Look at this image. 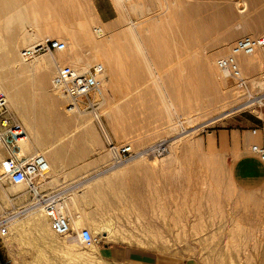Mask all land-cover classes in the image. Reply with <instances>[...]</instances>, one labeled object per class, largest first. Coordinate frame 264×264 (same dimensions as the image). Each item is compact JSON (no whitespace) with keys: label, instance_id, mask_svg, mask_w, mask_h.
Segmentation results:
<instances>
[{"label":"rangeland","instance_id":"obj_1","mask_svg":"<svg viewBox=\"0 0 264 264\" xmlns=\"http://www.w3.org/2000/svg\"><path fill=\"white\" fill-rule=\"evenodd\" d=\"M20 1V4H24L23 7L30 6L29 14L32 15V10L36 9V15L39 14L37 23L27 24L26 31L33 35L57 30V35L50 39L66 44L65 58L92 59L87 70L95 64L104 65L105 71L107 67L101 58H96L92 42L86 33L95 35L96 29L100 27L104 31V41L109 43L117 39L124 48L127 45L123 39L127 18L136 22L139 15L131 13L128 3L118 4L115 0ZM213 1L223 5L226 0ZM246 1L249 10L243 14V21L239 22L237 16L229 26L230 32L236 37L222 49L217 47V42L223 41L218 34H211L200 42L195 38H183L175 34L174 30L172 34L163 35L153 31L154 27L169 30L170 25L174 29L180 21L177 13L182 10L183 5L181 0H150L149 14L152 15L143 25L146 28L139 37V45L147 56L148 64L144 58V66L139 74L123 71L112 77L114 82H111L109 74L103 77L100 113L114 140L119 145L129 144L132 147L134 157L122 166L130 165L138 154H149L154 147H168L173 142L181 141L162 156L151 154L147 160H142L134 167L128 166L130 169L122 174H111L113 168L122 166H112L111 155L89 113H82L81 116L76 113L85 123L82 127L68 125L67 130L56 134V127L48 124L52 122L49 120L51 115L48 107L43 105L48 109L45 110L40 106V101L36 102L38 93L35 92L36 89L31 91L33 89L30 88V97L32 93L35 94L34 101L32 100L35 106H31V115L37 121L35 126L40 140L45 142L48 149L58 151L59 163L72 169L70 174L83 175L81 187L107 177L88 189H83L81 197L69 209L73 233L68 238H58V241L72 243L68 250L74 252L75 256L70 257L45 248L40 244L38 236L33 234L17 238L19 240L2 239L1 260L4 263L84 264L76 255L90 252L91 246L81 244L78 233L82 229H88L94 234L93 228L107 220L113 222V231L119 238L116 237V241L94 234L100 241L99 246L94 247L102 257L100 249L105 246H128L155 252L162 258L178 261L179 264H264V201L262 203L256 193L241 192L236 188L229 167H226L224 159L214 149L216 144L212 145L209 141L210 135L215 131L234 127L243 120L250 121L252 116H261L264 112L263 51H256L254 69H245L239 63L242 73L248 78V86L244 89L232 87V82L224 79L217 68V60L227 54L228 49L238 40L251 36L264 37V20L256 17L258 10L253 8L254 4L263 5L264 1ZM48 2L49 5L54 4L51 9ZM83 2H87L93 11L94 18L90 19L88 27L84 26L83 17L79 15L78 7ZM33 4H37L39 9H31ZM27 6L26 8L29 7ZM100 10L112 20L103 22ZM59 12L62 13L61 17ZM166 18L168 23L164 24L163 20ZM246 26L255 28L245 32ZM44 36L42 41L49 38L47 34ZM156 39H161V46L163 44L162 50L160 49L162 52L159 51L162 60L154 58ZM26 48L21 46L20 51ZM45 55L49 56L42 54L25 64H34ZM59 55L55 53L54 56L58 58ZM209 55L217 71L199 67L203 57ZM53 70L55 74V68ZM54 74L47 81L46 94L58 103L63 98L51 88ZM134 81H138L137 85ZM179 98L181 102L187 99L196 102L192 103V108L181 110ZM261 100L262 104L258 103ZM59 104L65 105L64 100L63 103L59 101ZM226 110L229 116L224 117L227 113L218 116ZM64 112L65 106L64 109L62 107V113ZM15 116L18 118L16 113ZM40 121H43V129ZM45 124H48L49 131L44 128ZM50 127L54 131H50ZM8 188L15 189L11 185L4 187ZM47 189L48 187L45 190ZM1 195L4 194L0 188V197ZM8 196L14 199V206L7 208L0 198V210L5 216L24 217L36 210L30 207L28 192L26 197L18 199L14 195ZM75 221L78 224L74 225ZM33 241L37 243L32 244ZM107 261L111 264H130Z\"/></svg>","mask_w":264,"mask_h":264},{"label":"bare ground","instance_id":"obj_2","mask_svg":"<svg viewBox=\"0 0 264 264\" xmlns=\"http://www.w3.org/2000/svg\"><path fill=\"white\" fill-rule=\"evenodd\" d=\"M115 1L118 4L128 3V8L131 11V13H136L137 15L139 14L137 16V19L135 18L136 22L135 21L132 22V20H128L127 18V21H126L127 29H126V33L123 38L125 39L127 43L126 47L122 48L119 45V42L117 41V39H113L109 43H107L106 40L104 41L103 39L104 31L100 27L96 29L95 35L86 33V36L92 42L93 52L96 58H101V61L107 67V71L104 72L103 77H105L106 74L111 75V82H114L113 78L115 77V75L123 71L124 72L128 71L131 74H136V73L139 74V72L142 71L143 66H144L143 65L144 58L148 64L147 56L145 55L144 51L141 50L140 48L139 37H140V34H143L146 28V27L144 28L143 25L147 21L150 20V16L152 15V14L151 15L149 14V10L151 9L150 0H144V1L143 0H115ZM255 1H261V3H263L262 1L264 0H253V2ZM20 2H21L20 0H0V89H2L7 95L10 109L12 110V112L16 113L17 117L19 118V121H21L20 123L27 131L28 139L26 142L22 143L23 153L29 154L33 151L41 153L47 158L49 162L48 173L46 174L44 178L38 181L39 182L38 185L41 189V192H43L45 191L47 187L50 186L49 178L51 177L53 169L56 167V165L60 161V156L57 150L52 151V149H48L45 142L40 140L38 128L35 126L37 121H35L34 117H32L31 115L32 113L31 106L34 103L32 102V100L34 101L33 96L35 94L32 93V96L30 97V88L33 89L31 91H34V89H36L35 92L37 91L38 93V96L36 97V99L38 100L36 102L40 101V106L42 105L41 107H43V105H46V107H48L49 109L48 112H49V115H51L49 117L50 118L49 120L52 122L51 123L49 122L48 124L52 125V127L53 126L56 127V128L53 127L55 128V131L50 127V131L52 129L56 134H59L60 132H63L68 127V125L70 126V125L76 124L79 127L80 126L82 127V124H85V123L82 122L79 116H76V113L69 112V110L66 108L67 101L65 100V98H63L62 94H59V96L60 98H63L64 100L65 105L62 104L63 106L59 104V101L63 103V100L61 101L57 97V101L59 100L57 103L56 100L47 96L46 94L47 93L46 92L47 81L48 80L50 81L51 75L54 74L53 69L55 68L56 63H59L61 65H68L81 72H85L87 71V68L90 67L92 63V59H84L82 57H76L73 59L65 58L64 56L66 55V51H63L61 53H58L60 54L58 58L55 56L45 55L44 57L42 56V58H40L34 64H27V63L25 64V61L21 57L22 51H20V47L23 46L25 48L26 47L28 48V47H32V46H35L41 43L42 41L41 39L45 34L48 35L49 39L50 37H55L57 35V30L54 29V30H48L46 32H38L37 34H33V35L27 32L25 29V26L31 23L36 24L37 23L36 20L39 14L37 13L36 15L35 13L37 12V9L32 10L33 12L32 15L29 14L30 6L28 5L29 6L28 7L26 5L28 8H26V6L23 7L24 4L21 3L22 4L21 6ZM23 3H25L24 0H23ZM181 4L183 5V8L179 13H177L178 17L180 18V21L178 22V24L175 26L174 29L170 25L169 30L162 28V27H158V28L154 27L153 31L156 30L157 31L156 33L163 35L165 33L172 34L171 32H173L174 30L175 34L177 33L183 38H187V39L195 38V40L197 39L200 42L208 38L211 34H218L220 37H222L223 41L219 43L217 42V47L222 48V49L227 46V43H229L236 37L234 34H232V32H230V27H229L230 24L237 18V16H239L238 17L239 22H242L243 14L249 10V5L247 4L246 0H226L224 1L223 5L213 0H190V1L181 0ZM36 5L31 7V9H35V8L39 9V6H36ZM48 5H49V2H48ZM51 5H54V4H50L48 6L49 9H51L50 8L52 7ZM78 8H79V15L83 17L84 26L88 27L89 24L91 23L90 19L94 18V16L92 15L93 11L90 8V5H88L87 2H83V3H80ZM253 8L258 10L256 11V15H257L256 17H258V19L260 20H264V3L263 5H259V3L257 5L256 3V5L254 4ZM52 9L55 11V7H53ZM166 9L167 11H170V9L168 8ZM59 14L57 16H59ZM61 14H60V17H61ZM174 17L172 19H174ZM166 21H168L167 18L163 20V23L167 24L168 22L166 23ZM245 28L247 30L245 32H250L255 27L253 28L250 26H246ZM156 40L159 41L161 39L159 40L156 39ZM157 41L154 46L155 47L154 58L156 60H162L161 59L162 57L160 55L161 53L159 51L162 50L161 48L163 44L161 46L160 41H159L160 44L159 43L157 44ZM209 44L210 43L208 42V45ZM213 45L214 44H212V46ZM255 53L252 55H247V56L244 55V56L239 57L240 59L239 63L242 65L243 68L245 69L255 68V57H254ZM162 56H164V54H162ZM93 60H95V58ZM199 67L203 70L209 68V69H212L213 71H217L214 65L211 63L210 55L203 57L202 62L200 63ZM137 82L134 81L135 85H137L136 84ZM180 99L181 98H179V101L181 102ZM262 101L263 100L258 101V103L262 104ZM180 102H179V105L180 107L182 106L181 110L183 109L188 110L192 108V105H193L192 103L195 104L196 101L194 100L191 101L190 99H187L185 102L184 101H182L181 103ZM183 102L185 104H183ZM33 105L35 106V104ZM64 106H65V112H67V114L68 113L71 114L72 117H69L71 115H66L65 112L62 113V107L64 109ZM36 107L39 108V105L38 106L36 105ZM46 107H43V108L45 110H48L46 109ZM40 110L41 109H39L38 113H40ZM42 112H43V109H42ZM48 112L46 113V115L48 114ZM227 112H228L227 110L222 111L218 116L222 114L224 115ZM77 114H79L80 116L82 115V113H77ZM226 116H229V114L227 113V115H224V117ZM44 118L45 116L43 117V119ZM46 119L44 120V122L46 121ZM42 122H41V126L43 124ZM48 124L47 125L45 124L44 128H46V130L48 129L47 127ZM43 126H42V129H43ZM196 133H193V134H196ZM91 136H94V135H91ZM180 141L181 140H178L176 142L169 144V146L166 147V149L167 150L169 148L172 149L174 147V144L175 143L177 144ZM158 147L164 148L163 145H159L152 149H156ZM149 156H150L149 154H142V155L138 154L136 155V159L130 165L134 167L135 165L139 164L142 160H147ZM166 158L168 159V156H166ZM0 159H1V156H0ZM130 165L128 164V165H125L119 168H113V172L112 173L109 172V173H111L112 175L116 173L117 175L120 173L122 174L125 170L130 169V167L128 168V166ZM106 177L107 176L103 178H106ZM103 178L101 177V179ZM101 179H98V181H100ZM95 181L98 182L97 180ZM96 182L85 185L83 189H88L93 184L95 185ZM11 186H14V185H11ZM14 187L15 189L12 188L14 190L10 188L8 189L1 188V192L4 195H1L0 198L7 208L10 206H14L13 205L14 203L12 199H10L8 194L14 195V196H21V195H26V193L28 192V190L26 191L27 186L22 185V186H14ZM107 188H105V190H107ZM59 199H60L59 207L61 211L64 214L68 215L69 205H67L66 203H63L64 197L59 198ZM34 208H36L35 211H33L31 214L25 215L24 217H21L19 215L5 216L4 214L1 213L2 211L0 210V218L4 219L5 221H10L8 222L9 229H10V234L7 237L8 240L9 238L16 240L17 238L20 239L24 236H32L33 234H35L36 236H38L40 240L39 241L40 244H42L45 248L50 249L51 251H54V252H61L64 255H70V257L75 256L73 254L74 252L68 250V247L72 246V243L68 244V243H63V242L58 241V238L62 239V237H59L52 229L48 218L43 212V208L42 207L40 208L34 207ZM76 223L78 224V221H75L74 225ZM112 223L113 222L107 221V220L103 221L101 224L99 223V225L93 228L94 234L100 235L101 237L109 238L110 240L116 239V237L118 236H117V233L115 234L113 231L114 226ZM117 240L118 239H116V241ZM23 241L30 242L27 239L25 240L23 239ZM63 241H65V239H63ZM36 243H37L36 241H33L32 244H36ZM130 244L132 245V243ZM76 258L80 260L81 262H83L84 264H111L109 263V261H107V259H105L104 257L100 255L99 251L95 249L94 246L90 247V252L78 254L76 255Z\"/></svg>","mask_w":264,"mask_h":264},{"label":"built area","instance_id":"obj_3","mask_svg":"<svg viewBox=\"0 0 264 264\" xmlns=\"http://www.w3.org/2000/svg\"><path fill=\"white\" fill-rule=\"evenodd\" d=\"M66 50V44L45 39L41 43L22 51L21 57L30 62L42 54L54 56ZM261 50L264 53V37L242 38L228 49L227 54L217 60V68L224 79L232 82V87L244 89L248 86V78L244 76L238 62L239 57L252 55ZM105 68L95 64L85 72L71 66L56 63L55 74L51 81L52 89L62 94L67 101L66 108L70 113H89L97 126L105 146L111 155L112 166L119 167L129 162L134 153L129 144L119 145L105 125L100 105L102 98L103 76ZM27 131L17 120L10 109L5 92L0 89V188L7 185L27 186L30 207H42L54 232L62 238H68L73 233L72 219L60 209V199L41 192L38 181L49 171L47 158L38 152L24 154L22 143L27 141ZM166 147L152 149L149 155L162 156L167 153ZM252 152L264 161V148L254 146ZM10 234L9 224L0 219V241ZM79 241L84 246H99L100 241L88 229L78 233ZM0 264H7L1 260Z\"/></svg>","mask_w":264,"mask_h":264},{"label":"crops","instance_id":"obj_4","mask_svg":"<svg viewBox=\"0 0 264 264\" xmlns=\"http://www.w3.org/2000/svg\"><path fill=\"white\" fill-rule=\"evenodd\" d=\"M103 22H110L112 18L105 17L99 11ZM215 145V151L224 159L226 167L230 169L232 181L241 192L258 194L261 202L264 201V161L252 152L254 146L264 148V112L261 116H252V120L237 122L234 127H225L215 131L209 139ZM216 142V143H215ZM72 169L65 164H58L53 169L47 190L44 193L50 196L63 198L72 208V205L81 197L84 187H81L83 175L70 174ZM54 173V174H53ZM52 178V179H51ZM66 199V200H65ZM75 200V201H74ZM70 213V211H69ZM108 260L127 262L130 264H179L174 260L162 258L155 252L146 251L128 246H108L100 249Z\"/></svg>","mask_w":264,"mask_h":264},{"label":"flooded vegetation","instance_id":"obj_5","mask_svg":"<svg viewBox=\"0 0 264 264\" xmlns=\"http://www.w3.org/2000/svg\"><path fill=\"white\" fill-rule=\"evenodd\" d=\"M23 196H25L26 197V195H21V196H16V198L18 199V198H20V197H23ZM26 198L24 199V201L26 202ZM12 201L14 202V199H12Z\"/></svg>","mask_w":264,"mask_h":264},{"label":"water","instance_id":"obj_6","mask_svg":"<svg viewBox=\"0 0 264 264\" xmlns=\"http://www.w3.org/2000/svg\"><path fill=\"white\" fill-rule=\"evenodd\" d=\"M105 247H107V246H105Z\"/></svg>","mask_w":264,"mask_h":264}]
</instances>
